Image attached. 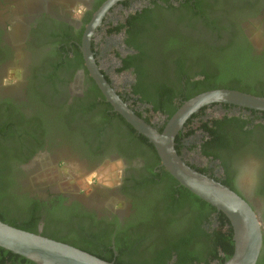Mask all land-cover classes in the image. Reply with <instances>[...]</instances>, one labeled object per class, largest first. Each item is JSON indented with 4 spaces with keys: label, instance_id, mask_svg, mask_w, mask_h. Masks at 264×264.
Returning <instances> with one entry per match:
<instances>
[{
    "label": "trees",
    "instance_id": "trees-1",
    "mask_svg": "<svg viewBox=\"0 0 264 264\" xmlns=\"http://www.w3.org/2000/svg\"><path fill=\"white\" fill-rule=\"evenodd\" d=\"M224 1L188 0L180 8L170 6L168 11L149 9L131 14L125 24L109 28V33L126 29V44L138 52L123 58V66L118 71L134 68L137 79L133 93L149 107L143 112L130 107L148 123L153 124L156 114H167L169 120L182 105L181 97L189 100L209 90L233 89L232 82L245 78L240 74L253 70L246 63L249 58L244 51L231 48L236 37L248 44L252 31L243 23V26L236 25V33L229 34V26L235 21L231 11L219 7ZM160 25L173 26V30L158 46L159 39L154 36ZM83 31L84 28L73 33L67 25L50 32L43 29L42 34L56 43V49L53 57L37 70L38 77L29 79L31 98L36 100V95L48 103L38 89L34 92L37 83L58 92V83L66 84L78 67L85 66L81 50ZM3 55L0 50V60ZM94 84L92 91L97 104L104 107L99 111V118L95 119L91 110L97 109L96 104H82L72 107L57 122L68 135L81 133L99 139V143H93L95 148L92 138L87 143L91 155L102 154L114 141V147L123 154L146 157L140 176L128 183V191H134L135 199L131 215L123 222L109 221L99 219L80 203L66 206L62 195L50 202L31 196L22 184L24 177L17 164L26 162L34 154L32 151L25 156L23 150L28 151L36 146L35 141L40 142L43 126L38 117L27 119L18 108L6 110L0 106V220L116 264H224L234 255L236 247L230 219L181 185L162 165L154 144L116 112L95 81ZM182 84H186L185 89ZM78 115L87 123L85 127L77 123ZM165 125L158 129L162 132ZM216 211L220 224L209 229L203 227L209 214ZM0 251L24 263H33L3 247ZM261 253L264 257V243Z\"/></svg>",
    "mask_w": 264,
    "mask_h": 264
},
{
    "label": "flooded vegetation",
    "instance_id": "flooded-vegetation-1",
    "mask_svg": "<svg viewBox=\"0 0 264 264\" xmlns=\"http://www.w3.org/2000/svg\"><path fill=\"white\" fill-rule=\"evenodd\" d=\"M2 1L7 2V0H0L1 3ZM68 1L72 4L70 3L69 9L66 11H81L80 18L75 22L71 19V16H66L64 13L57 12L62 11V9L58 10L53 6L54 0H36L33 2L34 7L30 8L32 11H28L27 15H21L22 27H25L27 30H25V32L22 31L23 34L16 33V39H13L12 35L13 25L0 21V50L4 54L3 58L0 60V106H3L6 110L18 108L27 119L38 117L43 126L44 133L42 139L40 137V142L35 141V147L28 149V151H26V149L23 150V152H26L25 156H29L32 151H34V154L26 162L17 164L18 170L24 177L22 184L31 196L44 202H50L55 199L56 196L62 195L65 198L64 204L66 206H73L74 203H80L88 211L95 212L99 219L104 218L109 221L117 219L123 222L131 215L133 202L135 201V199H133L134 191H128V183L132 179H136L140 176V172L144 170L147 162L146 157L144 155L134 154L128 156L123 154L114 147V141L102 154L100 153V155H97L94 153L91 155L89 151L90 145L88 146L87 143L91 138L92 144L99 143V139L91 136L86 137L81 133L80 135L77 134V136L68 135L66 134L68 132L57 122V118L67 116L71 112L72 107H79L82 104H87V106L96 104V110L91 107V110L94 111L93 117L95 119L99 118V111H103L104 109V107L98 106L97 97L93 94L92 87L95 85V80L91 77L86 63L84 67H78L73 72V75L69 76L66 84L58 83V92L48 85L37 83L36 87H34V92L38 89V93L43 95L48 103L42 102L35 94L37 101L34 97L31 98L29 95V79L31 78L33 80L35 77H38L37 70L42 68L44 63L48 62V60L53 57L56 49V43L46 37L45 34H42L43 29L46 32H50L60 26L65 27V25H67L73 33H78L84 28V36L87 25L107 0ZM187 1L188 0H123L111 7L96 33L102 31L110 36L120 35L119 44L116 46L118 49L114 51L118 61L116 65L117 68L120 69L123 66V58L135 56L138 52L126 44V29L120 33H109V28L119 24H125L131 14L137 12L143 13L149 9L150 11H168L166 9L170 8V6L180 8L183 4H186ZM263 3L264 0H225L224 3L219 4V7L226 9V11H231V13L236 11L243 14L240 19H235L233 16L231 17L235 22L232 26H229L231 29L229 34L236 31V28L239 27L237 24L243 26V23L246 29L255 25L258 26L262 32L259 40L250 39L248 44L246 42L242 43V41L236 37L234 46L231 47L233 48L232 50L237 49V47L238 50L242 49L245 53V57L249 58V61L246 62L247 65L250 69H253L250 72L240 74L241 77L243 76L245 78L241 81L232 82L234 88L231 90L246 92L257 96H264V7H260ZM79 4L81 6L77 8ZM210 10L214 11V9ZM113 11H126L127 14L122 19L121 23L116 22L118 21V16L111 17ZM255 17H257L256 20H254ZM86 20H88V22H86ZM172 27L173 26L164 27V25L156 27L158 29L154 37L159 39L158 46L165 42V36L168 32L170 33L171 30H173ZM251 31L253 35V30ZM95 34L92 40V50L102 72L115 90L130 106L139 112H143L149 106L146 103L138 101L139 96L133 93V85L137 79L134 68L124 71L129 75V79H127L122 89L116 86L114 80L111 78L109 69L104 68L102 65L101 59L105 57L106 53L105 50L98 51ZM230 36L233 38L232 35ZM22 37L24 50L21 51L23 52L21 57L23 59L22 62L26 64L24 66L25 72L23 76L22 74H17L16 77H12L11 80L5 81V79H3L4 72L9 69L11 63L15 61V58L20 55L17 46L19 45L18 47H20L19 42ZM18 39L20 40L18 41ZM241 45H243L245 49L242 48ZM241 52L239 55L242 54ZM72 56L73 54L70 55V57ZM260 69L263 71H256ZM172 72L173 71H171V73ZM199 78L200 77L197 79ZM181 86L184 87V89L186 88V84H182ZM180 101L183 104L186 100L181 97ZM160 115L162 119L158 123L152 120V123L157 128H161L169 121V115ZM144 116H146V114H144ZM77 118V123H79L81 127H85L87 123L82 121L80 115H78ZM177 137V146L185 162L201 173L215 178L240 194L249 202L263 221L260 211L254 205L251 198L246 196L244 192H254L260 196H264V111L229 103L210 104L201 108L189 118ZM103 138L104 137L101 138V141ZM93 147L95 148L96 145L93 144ZM115 155L123 157L124 171L120 182L113 189V191H115L114 193H118L121 197L120 202L113 208L112 202L111 207H107L105 204L106 206L104 207L100 205L101 209H99L97 207L98 204H89L83 201L79 195H86L84 190H81L78 194H72L74 190L69 191V188L66 187V180L55 171L60 169L59 171L64 173V167L71 158H74L76 162L83 161L87 167H95L104 162L107 163L109 157L113 160V156ZM66 177L69 180L67 175ZM33 183H35L36 186H33ZM103 188L104 189L98 191V197L100 199H110V190L105 186H103ZM51 192L52 194H50ZM218 211L209 214L205 220L206 224L204 223L203 227L209 229L211 226L216 227L220 224V215ZM43 225L44 223H42V226ZM262 257L260 255L258 260L260 264H264V257ZM0 264L27 263H24L18 257H12L0 251ZM29 264H34V262Z\"/></svg>",
    "mask_w": 264,
    "mask_h": 264
},
{
    "label": "water",
    "instance_id": "water-1",
    "mask_svg": "<svg viewBox=\"0 0 264 264\" xmlns=\"http://www.w3.org/2000/svg\"><path fill=\"white\" fill-rule=\"evenodd\" d=\"M123 0H107L95 13L84 32L81 50L91 77L106 100L141 135L154 144L162 165L179 183L227 215L234 229L235 252L224 264H257L260 258L264 224L257 212L240 194L213 177L201 173L183 160L176 149V137L185 123L201 108L229 103L264 111V96L231 89H214L186 100L161 132L140 117L111 85L98 65L92 40L109 9ZM0 247L21 255L34 264H116L73 245L32 233L0 220Z\"/></svg>",
    "mask_w": 264,
    "mask_h": 264
},
{
    "label": "rangeland",
    "instance_id": "rangeland-1",
    "mask_svg": "<svg viewBox=\"0 0 264 264\" xmlns=\"http://www.w3.org/2000/svg\"><path fill=\"white\" fill-rule=\"evenodd\" d=\"M36 0H7V2H3L0 4V21L6 22V24H12V35L13 39L17 38L16 33H22L25 32V27H22V14L27 15L28 11H32V7H34L33 2ZM71 2L68 0H54L53 6L56 7V9H62V11H57L59 13H64L66 16H71V19L74 20V22L80 18L81 11H66L69 9ZM81 6L80 4L77 5ZM260 7H264V3L260 5ZM26 11V12H25ZM126 11L116 12L113 11L111 13V17L118 16V21L121 23L122 19L126 15ZM233 18L240 19L243 14L234 11L232 14ZM257 17H255L254 20H256ZM23 21V20H22ZM253 27V28H252ZM250 30H253V35L251 32L250 38L252 40H259L261 38L262 32L258 28V26L252 25L250 26ZM259 30V31H257ZM23 31V32H22ZM255 32V33H254ZM108 36V37H105ZM119 37L120 35H107L106 33L97 32L95 34L96 43H97V49L98 51L105 50V57H103L102 65L104 68L109 69L111 78L114 80V83L116 86H118L120 89H122L123 85L127 82V79H129V75H127L125 72H119L117 69L118 61L115 57L114 51L118 49L119 44ZM20 39H18L19 41ZM23 37L21 38L20 47L17 46V50L20 53L18 57L15 58V61L11 63L8 70L4 72L3 79L5 81L11 80L12 77H16L17 74H24V66L26 65L22 59L24 50V42L22 41ZM115 43V44H114ZM162 119L161 115L156 114L153 115V120L155 122H159ZM107 163L104 162L103 164H100L99 166L96 165L95 167H87L83 161H77L74 160V158H71L67 161L65 167H64V173L61 171H56L57 174L62 175V177L66 180V187L69 188V191L74 190V193L72 194H78L81 190H84L86 195H79L81 199L89 204H98L97 207L101 209V207H104L107 205V207H111L112 202V208L116 206L118 202H120L121 197L118 195V193H114L113 189L115 186L120 182V179L122 178V173L124 171V160L123 157L120 155L113 156V160L111 157L108 158ZM52 174V173H51ZM66 175L69 177H66ZM61 178V177H60ZM68 181V182H67ZM37 183V182H36ZM33 186H36L35 183L32 184ZM103 186L107 187L110 192V199H100L97 194H99L100 189H104ZM104 192V190H103ZM101 192V193H103ZM115 194V195H113ZM246 196L251 198L254 205L257 207V209L260 211L261 217L264 221V196H260L259 194H256L254 192H244ZM254 194V195H253ZM97 196V198H96ZM256 197V198H255ZM98 200V201H97ZM111 200V201H110ZM106 204V205H105ZM101 205V207H100Z\"/></svg>",
    "mask_w": 264,
    "mask_h": 264
}]
</instances>
